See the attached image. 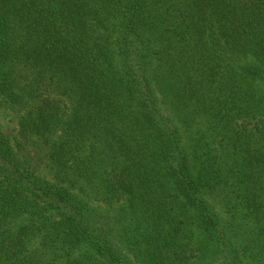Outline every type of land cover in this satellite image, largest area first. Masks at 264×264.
I'll return each instance as SVG.
<instances>
[{
  "label": "trees",
  "instance_id": "obj_1",
  "mask_svg": "<svg viewBox=\"0 0 264 264\" xmlns=\"http://www.w3.org/2000/svg\"><path fill=\"white\" fill-rule=\"evenodd\" d=\"M0 97V264H135L121 197L137 264L233 252L207 196L264 249V0H0Z\"/></svg>",
  "mask_w": 264,
  "mask_h": 264
},
{
  "label": "rangeland",
  "instance_id": "obj_2",
  "mask_svg": "<svg viewBox=\"0 0 264 264\" xmlns=\"http://www.w3.org/2000/svg\"><path fill=\"white\" fill-rule=\"evenodd\" d=\"M1 99V97H0ZM0 105V126L5 135L8 136L10 143L16 147L19 139V119L21 111L17 108L9 107L2 99ZM208 202L216 209L220 218V225L223 228L228 239H230L233 252L224 250L220 246V252L209 256L197 262V264H230L231 261L237 260L239 264H264V249H260L254 241L252 228L254 223L252 220L245 218L241 212L235 215L229 214L222 206L220 199L215 196H207ZM95 207L103 214V216L110 220L115 227V240L120 249L128 254L132 261L137 264L132 253L126 248L122 240L123 224L114 222V216L117 214L120 207L126 206V199L124 197L113 201L112 203H104L101 201H93ZM231 253V254H230ZM236 256V257H234Z\"/></svg>",
  "mask_w": 264,
  "mask_h": 264
}]
</instances>
